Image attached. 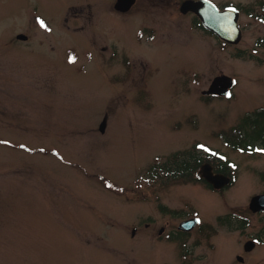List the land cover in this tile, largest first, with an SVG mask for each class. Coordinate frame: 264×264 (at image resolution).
Masks as SVG:
<instances>
[{
  "label": "rangeland",
  "instance_id": "1",
  "mask_svg": "<svg viewBox=\"0 0 264 264\" xmlns=\"http://www.w3.org/2000/svg\"><path fill=\"white\" fill-rule=\"evenodd\" d=\"M211 1L237 6L239 40L222 46L175 3L0 0V264H264V212L247 205L264 145H231L264 124V0ZM219 75L232 95L203 98ZM193 142L236 164L234 185L154 178ZM192 215L199 226L175 231Z\"/></svg>",
  "mask_w": 264,
  "mask_h": 264
},
{
  "label": "water",
  "instance_id": "2",
  "mask_svg": "<svg viewBox=\"0 0 264 264\" xmlns=\"http://www.w3.org/2000/svg\"><path fill=\"white\" fill-rule=\"evenodd\" d=\"M205 2V1H202ZM204 8H208L211 12L208 14L202 8L200 14L202 15L203 22L208 27L213 29L218 35L228 42L237 41L240 37V29L236 23L237 13L229 11H217L212 5L204 4ZM18 37L24 38L22 34H18ZM233 83V79L226 75L216 76L209 85V88L204 93L213 94H226L228 87ZM104 122L99 125V130L103 131ZM201 173L204 177L213 184L215 187H220L228 182V177L223 175L212 174L208 165L201 167ZM249 206L252 210L264 208V194L255 195L251 197ZM194 223V219L188 220V226Z\"/></svg>",
  "mask_w": 264,
  "mask_h": 264
},
{
  "label": "flooded vegetation",
  "instance_id": "3",
  "mask_svg": "<svg viewBox=\"0 0 264 264\" xmlns=\"http://www.w3.org/2000/svg\"><path fill=\"white\" fill-rule=\"evenodd\" d=\"M138 1L139 0H111V4H112V7L115 10H118L120 13H127L135 7V5L138 3ZM185 1H189V0H140V3L138 5H140L144 10H146V9L147 10L148 9L154 10V9H161V8L167 9L170 7V3L171 4L175 3V8L178 9L180 15L191 14L192 13L191 11H187V12H181L180 11V5H182V3ZM136 28H137V25H136ZM148 31H149V33L153 32V29H148ZM138 32L140 33L141 31H138ZM139 36H142V34ZM146 40L151 43V41H149L148 39H146ZM213 167H214V172H221L218 167H215V165H213ZM187 176H189V175L186 173H181L180 175H178L179 178L180 177H187ZM199 182H201L202 185H204L208 189L210 188V186L202 178L200 179ZM213 191H217L218 193L223 192V190H220V189H214ZM258 192L264 193V190H261ZM259 212H264V210H260ZM243 222L247 223V218H245V217L239 218V224L243 226V224H244ZM160 230L161 229H159V231ZM159 231H158V233H159ZM175 231H177V229H175ZM212 233L213 234L216 233L215 229H212L211 234ZM174 235H175V233H173V236ZM160 236L161 235H158V237H160ZM247 240L253 241V243L251 244V247H254L255 244L258 243L257 237L247 238L246 241ZM244 245H245V243L242 244V249H244V247H245Z\"/></svg>",
  "mask_w": 264,
  "mask_h": 264
},
{
  "label": "bare ground",
  "instance_id": "4",
  "mask_svg": "<svg viewBox=\"0 0 264 264\" xmlns=\"http://www.w3.org/2000/svg\"><path fill=\"white\" fill-rule=\"evenodd\" d=\"M205 10L206 13H210L211 11L208 8H203Z\"/></svg>",
  "mask_w": 264,
  "mask_h": 264
},
{
  "label": "trees",
  "instance_id": "5",
  "mask_svg": "<svg viewBox=\"0 0 264 264\" xmlns=\"http://www.w3.org/2000/svg\"><path fill=\"white\" fill-rule=\"evenodd\" d=\"M165 167L166 165L163 163V164H160V167ZM193 168H195L196 167V165H194V166H192ZM174 171V170H173Z\"/></svg>",
  "mask_w": 264,
  "mask_h": 264
},
{
  "label": "snow or ice",
  "instance_id": "6",
  "mask_svg": "<svg viewBox=\"0 0 264 264\" xmlns=\"http://www.w3.org/2000/svg\"><path fill=\"white\" fill-rule=\"evenodd\" d=\"M37 19L39 20V18H37ZM39 22L41 23L42 26H44V22H43V20H40ZM202 147H203V146H202Z\"/></svg>",
  "mask_w": 264,
  "mask_h": 264
}]
</instances>
